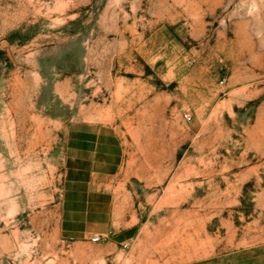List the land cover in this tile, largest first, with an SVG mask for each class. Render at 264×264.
I'll return each instance as SVG.
<instances>
[{"label":"rangeland","instance_id":"rangeland-1","mask_svg":"<svg viewBox=\"0 0 264 264\" xmlns=\"http://www.w3.org/2000/svg\"><path fill=\"white\" fill-rule=\"evenodd\" d=\"M96 150L136 264H264V0H0V264H117L63 229Z\"/></svg>","mask_w":264,"mask_h":264},{"label":"crops","instance_id":"crops-1","mask_svg":"<svg viewBox=\"0 0 264 264\" xmlns=\"http://www.w3.org/2000/svg\"><path fill=\"white\" fill-rule=\"evenodd\" d=\"M91 153L69 158L63 229L81 240L101 234L106 237L102 242H107L111 251L109 259L117 264H136L133 250L144 229L140 213L125 203L120 180L115 176L116 163H109L102 150ZM229 260L233 259L203 256L170 264H229ZM259 260L253 259V264H260Z\"/></svg>","mask_w":264,"mask_h":264},{"label":"built area","instance_id":"built-area-1","mask_svg":"<svg viewBox=\"0 0 264 264\" xmlns=\"http://www.w3.org/2000/svg\"><path fill=\"white\" fill-rule=\"evenodd\" d=\"M184 117H185L186 120H191V115H190V113H188V112H186V113L184 114ZM105 238H106V237L103 236V235H101V234H96V235H94V236L91 238V240H92V242L98 243V242H102V241H104Z\"/></svg>","mask_w":264,"mask_h":264}]
</instances>
